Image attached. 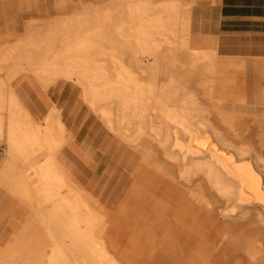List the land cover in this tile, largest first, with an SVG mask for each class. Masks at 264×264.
Wrapping results in <instances>:
<instances>
[{
  "label": "bare ground",
  "instance_id": "bare-ground-1",
  "mask_svg": "<svg viewBox=\"0 0 264 264\" xmlns=\"http://www.w3.org/2000/svg\"><path fill=\"white\" fill-rule=\"evenodd\" d=\"M212 1L264 16V0ZM249 38L196 36L185 0H0V189L20 210L0 264H264V42ZM59 84L114 150L106 181L62 110L39 118L18 93Z\"/></svg>",
  "mask_w": 264,
  "mask_h": 264
},
{
  "label": "crops",
  "instance_id": "crops-1",
  "mask_svg": "<svg viewBox=\"0 0 264 264\" xmlns=\"http://www.w3.org/2000/svg\"><path fill=\"white\" fill-rule=\"evenodd\" d=\"M185 2L193 4V33L196 36L241 38L264 32V18L261 16L226 15L227 9L243 6L241 3L225 8L222 5H214L212 0H185ZM257 26L261 28L256 29ZM18 93L32 114L39 118H43L52 106L61 109L67 125L75 134L76 140L73 144L75 143L80 149L91 150L97 141V137L92 132L94 126L91 118L81 127L78 126L81 111L79 109L75 111L79 96L74 88L59 84L48 92H43L32 86H26L19 88ZM3 151L4 148L0 146V161L3 158ZM71 153L74 156V152ZM73 158L70 156L68 160L72 161Z\"/></svg>",
  "mask_w": 264,
  "mask_h": 264
},
{
  "label": "rangeland",
  "instance_id": "rangeland-1",
  "mask_svg": "<svg viewBox=\"0 0 264 264\" xmlns=\"http://www.w3.org/2000/svg\"><path fill=\"white\" fill-rule=\"evenodd\" d=\"M245 8H247V7L238 6L236 8L233 7L232 9L237 11L239 9H245ZM262 17L264 18V16H262ZM252 19H254V18H252ZM263 21H264V19H263ZM259 28H261V26L256 27V29H259ZM263 31H264V28H263ZM249 37H250L249 39H250L251 43L255 44L254 47L261 44L262 41L264 42V32L263 33L259 32L257 34H250ZM251 38H253V39H251ZM221 54H232V51L222 50ZM78 109L80 110L79 104H77L75 111L76 110L78 111ZM92 124L94 126L92 132L97 137V141L93 144L91 151H93V153L97 154V157H98V170L97 171H99L100 174L104 173L103 179H104V181H106V177L109 176V174H112V170H111L112 166L115 165V162L113 160L114 150H112L111 147H105V146L102 147L101 146L103 138L106 137V135H105V133H103V135H101L102 129L99 128L100 126L98 125L97 119L95 117H92ZM99 132H100V138L98 139ZM101 139H102V141H101ZM2 147L5 149L4 145H2ZM4 154H5V150L3 151V158H4ZM1 161H0V164H1ZM99 173H97V174H99ZM92 174H93V172H91V176H92ZM103 185H104V183H103ZM17 215H20V210H18V207H16V202L14 200H12V198L6 196L3 192V190L0 189V232L5 231L7 226L10 224V222Z\"/></svg>",
  "mask_w": 264,
  "mask_h": 264
}]
</instances>
